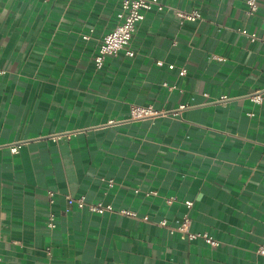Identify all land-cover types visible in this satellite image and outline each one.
I'll list each match as a JSON object with an SVG mask.
<instances>
[{"label":"crops","instance_id":"obj_1","mask_svg":"<svg viewBox=\"0 0 264 264\" xmlns=\"http://www.w3.org/2000/svg\"><path fill=\"white\" fill-rule=\"evenodd\" d=\"M121 1L0 0V264H264V0H161L98 66Z\"/></svg>","mask_w":264,"mask_h":264},{"label":"built area","instance_id":"obj_2","mask_svg":"<svg viewBox=\"0 0 264 264\" xmlns=\"http://www.w3.org/2000/svg\"><path fill=\"white\" fill-rule=\"evenodd\" d=\"M247 3L249 13L252 14L258 9V0H247ZM164 8L165 4L161 0H122L119 12L120 20L111 30H109L104 35L100 43L98 52L95 56L98 66H101L103 64L106 56L108 55L116 56L120 52H125L127 55L133 56L135 54V50L131 47V42L137 25L144 20L147 11L151 9L163 10ZM177 13L182 22L184 20L196 21L202 18L201 11L196 8L191 11L179 10ZM240 31L250 36L252 39L258 37L257 33L250 32L247 28H240ZM83 36L84 38L90 37L89 34H84ZM158 63L161 64L162 61L160 60L158 61ZM169 66L170 68H173L174 64H170ZM186 72V69L182 68L180 74L183 75ZM251 98L258 103H261L263 101L261 91L254 93ZM154 111L155 108L153 105L134 104L131 109V113L135 117L149 115ZM10 149L12 152H17L18 144L11 145ZM109 183L112 184L113 180L110 179ZM48 193L50 196V201L53 202L55 194L54 191L49 190ZM65 198L67 202V210L70 209L73 204H77L80 208H86L92 212L99 213H104L113 208L111 203H105L104 201L89 202L83 196L76 197L74 195L68 194L65 195ZM187 204L189 207H191L193 205V201H188ZM122 212L132 216H137V212L130 211L128 209H123ZM144 218L148 220L149 216L146 215ZM158 224L166 227L172 233H180V235L184 238H203L206 242L214 246L219 243V241L207 231L193 230L192 218L189 213H185L181 221L175 226L171 225L166 218L160 219L158 221ZM48 225L50 227L56 226L55 213L53 211H51L49 215ZM257 252L261 255H264V242L257 248Z\"/></svg>","mask_w":264,"mask_h":264}]
</instances>
